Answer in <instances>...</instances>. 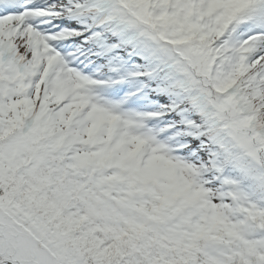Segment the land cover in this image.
I'll use <instances>...</instances> for the list:
<instances>
[{
    "label": "snow or ice",
    "instance_id": "1",
    "mask_svg": "<svg viewBox=\"0 0 264 264\" xmlns=\"http://www.w3.org/2000/svg\"><path fill=\"white\" fill-rule=\"evenodd\" d=\"M0 264H264V0H0Z\"/></svg>",
    "mask_w": 264,
    "mask_h": 264
}]
</instances>
